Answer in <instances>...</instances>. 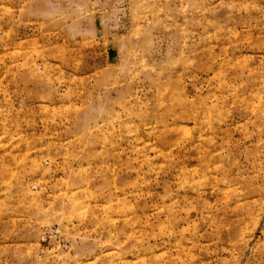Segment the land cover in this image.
I'll return each instance as SVG.
<instances>
[{
  "label": "rangeland",
  "instance_id": "rangeland-1",
  "mask_svg": "<svg viewBox=\"0 0 264 264\" xmlns=\"http://www.w3.org/2000/svg\"><path fill=\"white\" fill-rule=\"evenodd\" d=\"M0 264H264V0H0Z\"/></svg>",
  "mask_w": 264,
  "mask_h": 264
}]
</instances>
